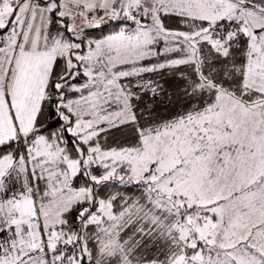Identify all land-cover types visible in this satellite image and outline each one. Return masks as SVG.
Segmentation results:
<instances>
[{
  "label": "rangeland",
  "instance_id": "rangeland-1",
  "mask_svg": "<svg viewBox=\"0 0 264 264\" xmlns=\"http://www.w3.org/2000/svg\"><path fill=\"white\" fill-rule=\"evenodd\" d=\"M145 2L151 8L147 9ZM80 4V10L68 12L74 37L85 28H96L109 21L128 22L119 32L96 42L93 52L81 58L86 61L82 62L86 67L81 69L86 78L84 84L96 85L97 89L64 106L76 117L69 132L78 135L84 143L95 135L101 124L114 126L132 120L126 96L119 91L120 76L112 72L113 68L152 56L156 45L163 52L181 47L187 53L186 61L192 62L196 43L209 40L205 32L195 35L165 32L158 20L160 13L204 20L211 25L221 20L240 21L244 25L252 13L264 18V5L255 0H81ZM141 5L144 7L139 9ZM37 7L42 6L35 5L32 10ZM44 7L39 14L48 15L55 3ZM14 10L16 13L12 14ZM29 11L27 4L11 0L0 3V29L7 26L8 20L10 25L0 36L3 52L0 56V85L3 86L0 145L13 139L25 144L26 150V158L0 161V178L13 170L8 175L7 186L11 197L0 200V228L6 233L0 245V264H66L61 262L65 252L54 253L58 247L62 249L73 242L61 228L63 216L72 206L88 198L90 190H75L70 186L79 172L78 161L68 160L42 138L36 139L32 146L26 145L25 138L33 130L51 68L48 64L51 55L41 49L38 37L39 16ZM94 55H104V65L108 68L105 74L93 72L90 67ZM176 62L173 64L177 65ZM68 66L75 67V63L68 61ZM113 102L120 103L119 109L109 112ZM199 118L202 117L199 115L191 122L180 121L144 137L140 153H103L90 149L94 153L93 161L104 166L106 163L114 167L127 165V180L148 183L151 194L148 219L164 217L162 211L184 215L185 218L173 225L174 230L183 238L184 245L191 240L187 242L190 249L196 244L200 246L194 255L177 256L172 264H262L264 261L259 255L264 253V187L260 188L258 179H250L243 185L235 181L237 178L232 179L230 159L218 162L223 157L213 145L212 150L203 152V130L214 136V124L210 119L203 127L205 123L199 122ZM103 177L106 179L107 175ZM114 177L125 179L116 174ZM4 189L5 186H0V192ZM142 211L128 209L114 216L109 204L100 206L94 221L104 229L102 251L105 255L115 254L120 248L118 236L122 226L130 219L139 218ZM103 219L107 221L104 223ZM193 230L197 231V237H193ZM77 256L78 259L72 257L68 264H80L82 255Z\"/></svg>",
  "mask_w": 264,
  "mask_h": 264
},
{
  "label": "trees",
  "instance_id": "trees-1",
  "mask_svg": "<svg viewBox=\"0 0 264 264\" xmlns=\"http://www.w3.org/2000/svg\"><path fill=\"white\" fill-rule=\"evenodd\" d=\"M52 1L47 2L50 4ZM255 1L264 5V0ZM144 6L151 8L148 2ZM144 6L141 5L139 9ZM136 16L140 18L141 15ZM158 20L165 32L184 35L205 32L209 34V40L196 43L195 60L192 62L186 61L187 53L181 47L163 52L159 50L162 47L156 45L152 56L113 68L112 72L120 76L119 91L126 96L132 120L114 126L101 124L98 132L84 143L80 142L78 135L69 132L76 117L64 106L67 102L91 95L97 89L96 85L87 87L84 84L86 78L81 69L86 67L83 66L86 61L81 58L96 42L119 32L128 22L109 21L96 28H85L78 37H74L69 31V17H61L59 9L50 13L48 37L72 41L76 48L70 51L69 58L59 56L55 59L33 130L25 142L32 146L36 139L42 138L60 150L68 160L78 161L79 172L71 180L70 186L75 190H90L88 198L72 206L63 216L61 228L66 236L73 238V242L54 251L65 252L62 263H71V258L78 259L80 253V264H172L177 256L184 254L187 258L194 255L198 250L196 247L200 246L196 244L195 248L190 249L174 230L173 225L185 218L183 214L169 215L159 211L166 216H155L154 220L146 217L151 210L147 182L127 180V165L114 167V164L106 163L104 166L93 161L94 153L90 151L140 153L144 137L204 113L215 105L219 92L244 101L249 36L242 22L221 20L211 25L204 20L172 13H160ZM76 54L80 60L75 58ZM68 61L74 62L75 67L69 68ZM176 61L178 64L174 65ZM90 67L93 72L105 74L107 71L102 57L92 62ZM118 104L113 102L108 111L118 110ZM21 156H26V150L25 144L21 145L20 141L11 139L0 145V160L10 157L14 161ZM10 173L13 174V170ZM9 174L6 172L0 178V186H5L4 191L0 192L1 201L11 197L7 190ZM114 174L125 176V179L118 180ZM105 175L106 179L103 177ZM102 204H109L114 216L128 209L143 210L139 218L130 219L129 223L125 221L118 236L120 248L109 256L102 251L104 229L94 221ZM106 221L103 219L104 223ZM5 236V231L0 228V245Z\"/></svg>",
  "mask_w": 264,
  "mask_h": 264
},
{
  "label": "crops",
  "instance_id": "crops-1",
  "mask_svg": "<svg viewBox=\"0 0 264 264\" xmlns=\"http://www.w3.org/2000/svg\"><path fill=\"white\" fill-rule=\"evenodd\" d=\"M47 1L11 0L12 3L27 4L28 10H30L29 13L33 11L32 8L35 5L42 6L37 7L33 12L39 16L40 28L38 30V37L40 36L42 42L41 49L47 51L48 55H51V62H48L51 66V71L55 59L59 56L69 58L70 51L75 49V45L72 41H65L62 38L54 40L48 37L47 28L51 12L48 15L44 12L39 14L41 13V9L45 8L44 6L49 5ZM80 1L53 0L52 3H55V7H53L52 11L59 9L60 16L63 12V16L69 17L68 12L72 13L75 10H80L82 7ZM43 2L47 3L43 4ZM14 13H16L15 10L12 14ZM8 23L4 29H0V36L5 34L10 28ZM243 26L247 29L249 36L243 95V100L247 102L234 99L220 92L217 94L215 105L200 114L202 118L198 120L201 123H205H202L203 127L207 125L206 123L210 119H212L214 124V136H211L208 131L203 130L205 131V143L203 144V146L205 145V150L203 152L206 153V150H212L214 146L216 153L223 157L218 162L224 163V158L230 159L232 163V179L237 178L235 181H238L241 185L250 179H258L257 183L261 188L264 187V18L257 13H252L246 17V23L244 21ZM69 31L73 33L74 29L69 27ZM18 45L20 46V43ZM63 46L67 48V51L63 49ZM95 47L94 44V47L90 51L88 50L86 54L92 53ZM2 54L3 52L0 50V56ZM100 56L104 58V55ZM75 58L79 57L76 56ZM97 58L100 57H95L94 55L91 59L92 62ZM2 88L3 86L0 85V91H2ZM250 101L251 103L248 104ZM198 116L186 121L191 122L196 120ZM5 158L8 159L10 157ZM192 235L193 237H197V231L193 230ZM190 241H186V244ZM259 257L264 261V253H260ZM262 264L264 263L262 262Z\"/></svg>",
  "mask_w": 264,
  "mask_h": 264
},
{
  "label": "built area",
  "instance_id": "built-area-1",
  "mask_svg": "<svg viewBox=\"0 0 264 264\" xmlns=\"http://www.w3.org/2000/svg\"><path fill=\"white\" fill-rule=\"evenodd\" d=\"M2 0H0V3H1Z\"/></svg>",
  "mask_w": 264,
  "mask_h": 264
}]
</instances>
